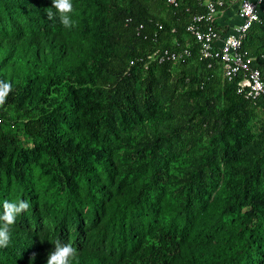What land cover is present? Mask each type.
Masks as SVG:
<instances>
[{"label":"trees","instance_id":"obj_1","mask_svg":"<svg viewBox=\"0 0 264 264\" xmlns=\"http://www.w3.org/2000/svg\"><path fill=\"white\" fill-rule=\"evenodd\" d=\"M175 1L72 0L64 28L51 0H0V214L31 205L0 264H46L57 239L69 264H264V94L195 53L144 67L195 52L204 0ZM241 48L264 78V13Z\"/></svg>","mask_w":264,"mask_h":264},{"label":"built area","instance_id":"obj_2","mask_svg":"<svg viewBox=\"0 0 264 264\" xmlns=\"http://www.w3.org/2000/svg\"><path fill=\"white\" fill-rule=\"evenodd\" d=\"M167 3L176 4V1L167 0ZM203 5L205 12L193 14L186 24V31L195 43V52L192 43L180 45L174 41L173 49L156 48L148 54L144 67L150 62L162 63L166 60L181 63L195 53L199 60L208 61V66L217 61L227 81L237 78L238 94L250 100L257 99L264 94V78L260 69L253 65L254 58L241 45L247 30L264 13V0H204ZM228 11L237 15L238 21L234 24L229 21L230 15L224 23L219 21L221 15H227ZM252 16L258 19L253 20ZM158 28H161L160 24Z\"/></svg>","mask_w":264,"mask_h":264},{"label":"clouds","instance_id":"obj_3","mask_svg":"<svg viewBox=\"0 0 264 264\" xmlns=\"http://www.w3.org/2000/svg\"><path fill=\"white\" fill-rule=\"evenodd\" d=\"M55 9V13L51 10ZM73 11L72 0H51V7L46 10L49 20L58 14L59 22L64 28L74 27V21L69 15ZM251 13V7H249ZM253 20L258 19L252 16ZM12 84L10 82L0 81V106L4 105L8 95L12 92ZM28 200H20L11 202L5 200L3 202V213L0 214V247H7L10 242V226L15 224L16 219L23 212L30 208ZM78 256L77 248L69 243H62L57 239L54 243V249L47 254L46 264H69L70 259ZM32 259H35L33 254Z\"/></svg>","mask_w":264,"mask_h":264},{"label":"crops","instance_id":"obj_4","mask_svg":"<svg viewBox=\"0 0 264 264\" xmlns=\"http://www.w3.org/2000/svg\"><path fill=\"white\" fill-rule=\"evenodd\" d=\"M228 15H230L229 16L230 17V20L229 21H230L231 24H234L235 22L238 21V18H237L236 13H233L232 11H228V14L227 15H224V14L221 15L219 21L222 22V23H224L226 21V18H228Z\"/></svg>","mask_w":264,"mask_h":264},{"label":"rangeland","instance_id":"obj_5","mask_svg":"<svg viewBox=\"0 0 264 264\" xmlns=\"http://www.w3.org/2000/svg\"><path fill=\"white\" fill-rule=\"evenodd\" d=\"M12 128H13V131H14L17 135H19V137L22 139V141L27 142L25 136L23 135V133L21 132V130H20V128H19V125H13Z\"/></svg>","mask_w":264,"mask_h":264}]
</instances>
